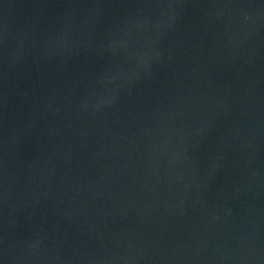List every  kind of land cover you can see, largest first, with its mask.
<instances>
[{
	"label": "water",
	"instance_id": "1",
	"mask_svg": "<svg viewBox=\"0 0 264 264\" xmlns=\"http://www.w3.org/2000/svg\"><path fill=\"white\" fill-rule=\"evenodd\" d=\"M0 264H264V0H0Z\"/></svg>",
	"mask_w": 264,
	"mask_h": 264
}]
</instances>
